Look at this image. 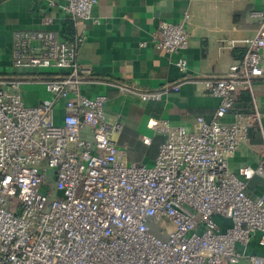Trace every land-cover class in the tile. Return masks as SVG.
<instances>
[{"label":"built area","instance_id":"built-area-1","mask_svg":"<svg viewBox=\"0 0 264 264\" xmlns=\"http://www.w3.org/2000/svg\"><path fill=\"white\" fill-rule=\"evenodd\" d=\"M97 1L65 0L62 11L86 20ZM250 18L257 30L241 61L202 80L219 99L213 119L196 117L191 129L155 121L165 140L151 165L125 160L123 125L107 120L106 97L81 94L88 73L77 61L82 36L64 39L51 18L39 30H14L13 66L52 75L43 82L49 99L33 106L23 101L22 81L0 76V264H264V253L251 251L264 249V191L246 194L250 180L264 178V140L258 166L229 169L261 121L256 110L236 108L264 76V11ZM188 21L185 13L160 22L151 43L168 56L181 53ZM175 65L187 71L183 57ZM169 91L179 85L136 95L160 100ZM227 115L231 123L221 121Z\"/></svg>","mask_w":264,"mask_h":264},{"label":"crops","instance_id":"crops-1","mask_svg":"<svg viewBox=\"0 0 264 264\" xmlns=\"http://www.w3.org/2000/svg\"><path fill=\"white\" fill-rule=\"evenodd\" d=\"M65 0H0V76L22 81L20 94L25 104L37 105L49 99L43 82L50 71L18 68L11 62V35L14 30H39L44 18L62 31L68 17L62 11ZM252 11H264V0H98L86 20L73 22L82 36L77 61L84 76L81 94L88 98L105 96L108 121L123 125L118 146L126 147L128 163L151 165L165 138L154 130L155 121L192 128L196 117L211 121L219 99L205 92L202 80L219 78L241 61L257 23ZM187 13V49L168 56L151 43V34L160 22H178ZM183 57L187 71L181 72L175 60ZM264 69V57L261 60ZM169 91L160 100H141L136 93ZM250 111L261 121L249 132V139L229 159V169L237 173L243 166H258L262 158L257 146L264 140V76L253 82ZM243 108V107H242ZM245 108V107H244ZM63 116V104L56 110V121ZM221 121L231 123L227 115ZM144 138L149 142L145 143ZM264 191V178L254 177L246 194L255 198ZM253 253L264 249L252 248Z\"/></svg>","mask_w":264,"mask_h":264},{"label":"trees","instance_id":"trees-1","mask_svg":"<svg viewBox=\"0 0 264 264\" xmlns=\"http://www.w3.org/2000/svg\"><path fill=\"white\" fill-rule=\"evenodd\" d=\"M61 33H62V37L66 40H69V41H72L75 37L78 36L75 33L74 24H73L71 19H68L66 21ZM251 101H252L251 96L248 93L243 92L238 99V104H237L236 108H238L239 110H242L244 112H249L250 106H251Z\"/></svg>","mask_w":264,"mask_h":264},{"label":"rangeland","instance_id":"rangeland-1","mask_svg":"<svg viewBox=\"0 0 264 264\" xmlns=\"http://www.w3.org/2000/svg\"><path fill=\"white\" fill-rule=\"evenodd\" d=\"M196 217L198 218V216H196ZM163 226H164L166 229H168V230H171V229H172V227H171V226L169 227V226L167 225V223H163ZM167 226H168V227H167Z\"/></svg>","mask_w":264,"mask_h":264}]
</instances>
